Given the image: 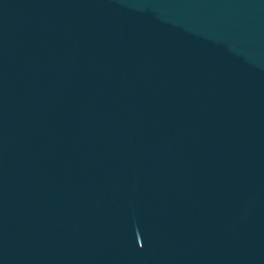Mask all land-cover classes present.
<instances>
[{"label":"water","instance_id":"1","mask_svg":"<svg viewBox=\"0 0 264 264\" xmlns=\"http://www.w3.org/2000/svg\"><path fill=\"white\" fill-rule=\"evenodd\" d=\"M0 264H264V0H0Z\"/></svg>","mask_w":264,"mask_h":264}]
</instances>
